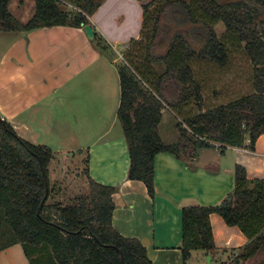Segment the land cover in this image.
I'll return each instance as SVG.
<instances>
[{
    "label": "trees",
    "instance_id": "16d2710c",
    "mask_svg": "<svg viewBox=\"0 0 264 264\" xmlns=\"http://www.w3.org/2000/svg\"><path fill=\"white\" fill-rule=\"evenodd\" d=\"M11 1L0 0V32L82 29L107 2L35 0V15L23 24L10 12ZM141 4V38L130 41L126 64L119 67L118 118L130 156L128 179L143 182L155 199L158 154L192 160L200 149L243 148L247 141L255 151L264 135V0ZM220 23L226 28L222 37L215 29ZM94 40L101 50L109 49L96 33ZM241 49L253 66V93L206 109L203 84L193 64L226 67L231 53ZM155 66L164 69L159 73ZM194 106L197 113L190 111ZM166 109L182 119L176 143H166L161 135ZM81 155L83 181L71 176L75 168L69 169V158ZM234 175V190L220 204L182 209L183 264H189L193 252L219 253L212 214L248 239L244 247L223 253L232 252L227 264H264V179H249L241 165H236ZM85 181L87 188L77 191L76 184ZM117 190L91 177L88 151L61 156L48 146L24 140L0 117V252L21 245L30 264H153L140 240L123 236L113 226Z\"/></svg>",
    "mask_w": 264,
    "mask_h": 264
},
{
    "label": "crops",
    "instance_id": "0c3cea01",
    "mask_svg": "<svg viewBox=\"0 0 264 264\" xmlns=\"http://www.w3.org/2000/svg\"><path fill=\"white\" fill-rule=\"evenodd\" d=\"M151 1L107 0L89 17L94 33L108 47V38L124 43L127 30L128 36L131 35L128 41L140 39L144 16L141 3ZM35 6V0H12L9 10L13 14L12 8H15L22 16L28 11L25 20L13 14L26 24L35 15ZM0 33H4L0 40L6 38L0 42V117L24 140L47 146L39 142L38 129L57 131L58 122L54 118L59 105L69 103L76 96L77 78L88 72L101 54L95 49L94 38H89L84 28L53 27ZM118 82L119 85L120 78ZM72 84L73 88L64 92ZM117 105L119 108L120 101ZM100 131L105 134L109 128ZM260 139L255 151L249 149V141L243 148L218 145L209 148L215 152L211 162L202 161L200 153L192 160L158 154L155 199L150 197L143 182L128 179L130 156L123 129L114 138L100 137L88 148L77 151L89 152V172L95 181L118 188L113 195L114 228L125 237L140 240L153 264H183L182 209L220 204L234 190L236 165L246 168L249 179H264V147L260 148ZM77 151L55 153L69 155ZM210 220L221 255L248 243L239 228L228 226L220 215L212 214ZM203 253L197 255L198 260L206 254ZM0 264L30 263L22 246L15 245L0 252Z\"/></svg>",
    "mask_w": 264,
    "mask_h": 264
},
{
    "label": "rangeland",
    "instance_id": "374dc122",
    "mask_svg": "<svg viewBox=\"0 0 264 264\" xmlns=\"http://www.w3.org/2000/svg\"><path fill=\"white\" fill-rule=\"evenodd\" d=\"M12 12L15 15L19 14L15 8H12ZM28 14L29 12L25 11L23 16L19 14V18L25 20ZM215 29L219 37L224 36L226 28L222 23L218 24ZM166 32L170 33L169 30H166ZM128 33V30L124 33L123 38H127L124 43H116V40L111 38L106 39L110 41L107 51L101 50L95 42V49L101 54V58L92 65L88 72L77 78L76 96L72 97L69 103L59 105L54 118L58 122V125H56L57 131L50 133V131H43V128L38 129L40 143L49 146L54 152H74L88 148L90 144L97 142L100 137L102 139L114 138L121 133L122 125L117 110V104L121 99L118 71L120 66L126 64L124 54L129 49L131 41H128V37L131 36H128ZM3 36L4 33H0V38ZM5 39L0 40V42L5 41ZM114 60H117L115 65L112 64ZM155 67L159 73L164 69L159 66ZM193 68L197 79L203 84L204 107L206 109L228 103L231 100L252 94L254 91L252 85L253 66L244 49L231 53L226 67L207 62H195ZM70 87L73 88V84L65 88L64 92L69 91ZM190 109L192 113H197L195 106L190 107ZM181 120L169 109L165 110L164 121L160 130L166 143L171 144L178 141L177 123ZM106 127L109 128V132L105 131V134H100V132H103L100 130L103 128L105 130ZM263 147L264 137L260 139V148ZM198 153L203 155L202 161L211 162L215 152L212 149H200ZM59 155L66 156L64 154ZM84 159L83 155L77 159L69 158L70 164H72V168L69 167V169L75 168L74 171L72 170L71 176L78 175L82 181L85 180ZM57 168L60 169L61 167L57 166ZM56 177L53 173L52 180L55 181ZM76 185L77 191L87 188L86 181L79 182ZM198 254L203 255L204 253L202 251L195 253L189 264H227L230 263L229 257L232 252H226L223 255L217 253V255L211 256L210 259L205 254L201 256V260L197 259Z\"/></svg>",
    "mask_w": 264,
    "mask_h": 264
},
{
    "label": "water",
    "instance_id": "95a60500",
    "mask_svg": "<svg viewBox=\"0 0 264 264\" xmlns=\"http://www.w3.org/2000/svg\"><path fill=\"white\" fill-rule=\"evenodd\" d=\"M83 28H84V30H85V32L89 38L93 39L95 37L94 29L91 25H83ZM46 198L43 201L42 206L44 205Z\"/></svg>",
    "mask_w": 264,
    "mask_h": 264
},
{
    "label": "built area",
    "instance_id": "2783aa9c",
    "mask_svg": "<svg viewBox=\"0 0 264 264\" xmlns=\"http://www.w3.org/2000/svg\"><path fill=\"white\" fill-rule=\"evenodd\" d=\"M68 9H70V10H72V9H73V10H76V9H75L74 7H72L71 5L68 6ZM218 146H219V145H218Z\"/></svg>",
    "mask_w": 264,
    "mask_h": 264
}]
</instances>
